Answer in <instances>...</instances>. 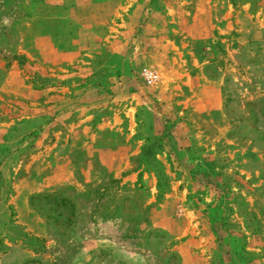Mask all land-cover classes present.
Masks as SVG:
<instances>
[{"label": "rangeland", "instance_id": "obj_1", "mask_svg": "<svg viewBox=\"0 0 264 264\" xmlns=\"http://www.w3.org/2000/svg\"><path fill=\"white\" fill-rule=\"evenodd\" d=\"M0 68V264H264V0H0Z\"/></svg>", "mask_w": 264, "mask_h": 264}, {"label": "built area", "instance_id": "obj_2", "mask_svg": "<svg viewBox=\"0 0 264 264\" xmlns=\"http://www.w3.org/2000/svg\"><path fill=\"white\" fill-rule=\"evenodd\" d=\"M142 76L148 84H153L159 79L158 73L151 69H144Z\"/></svg>", "mask_w": 264, "mask_h": 264}, {"label": "trees", "instance_id": "obj_3", "mask_svg": "<svg viewBox=\"0 0 264 264\" xmlns=\"http://www.w3.org/2000/svg\"><path fill=\"white\" fill-rule=\"evenodd\" d=\"M4 28H6V27H4ZM2 76V70H1V68H0V77Z\"/></svg>", "mask_w": 264, "mask_h": 264}]
</instances>
